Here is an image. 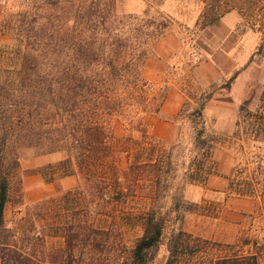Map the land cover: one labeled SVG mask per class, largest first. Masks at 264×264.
<instances>
[{
    "label": "trees",
    "instance_id": "trees-1",
    "mask_svg": "<svg viewBox=\"0 0 264 264\" xmlns=\"http://www.w3.org/2000/svg\"><path fill=\"white\" fill-rule=\"evenodd\" d=\"M118 1L0 0V35L10 38L0 46V264H104L100 254L109 244L112 208H119L125 227L141 233L125 249L128 264H151L168 219L177 228L169 233L164 264H260L264 253L258 238L211 245L181 228L184 215L196 207L172 189L174 172H182L184 183L202 185L216 173L213 152L218 141L207 130L203 103L177 114L188 120L191 130L180 165L174 166L171 153L141 124L138 139L113 134L114 120L161 111L166 95L145 80L144 68L172 24L160 13L157 18L119 15ZM198 1L204 4L201 19L206 26L239 13L243 25L261 36L253 57L264 59V0ZM250 104L246 101L238 109L234 137L260 141L264 90L257 108L249 109ZM25 154L61 155L39 171L49 183L78 180L36 215H54L56 222L66 219L62 236L49 232L41 241L63 238L66 250L61 253L39 251L37 238L6 226L10 187ZM256 170L258 174L260 167ZM244 173V168H234L228 187L240 197H260L264 204L263 180Z\"/></svg>",
    "mask_w": 264,
    "mask_h": 264
},
{
    "label": "rangeland",
    "instance_id": "rangeland-1",
    "mask_svg": "<svg viewBox=\"0 0 264 264\" xmlns=\"http://www.w3.org/2000/svg\"><path fill=\"white\" fill-rule=\"evenodd\" d=\"M116 9L119 15L151 18H157L156 13H160L172 24L163 39L154 45L144 68L145 80L166 95L161 111L157 115L114 120L111 123L113 134L118 138L138 139L141 134L137 130L141 124L151 139L162 143L171 153L174 166L180 165L190 147L191 130L188 120L177 118V114L180 109H192L197 102L203 103L207 130L218 141L213 152L216 173L202 185L184 183L179 177L182 172H174V180L169 181L172 189L180 191L184 199L196 207L184 215L181 228L211 245L236 244L244 236L258 238L264 253L262 199L240 197L228 187V178L234 168H244V177L251 178L255 174L264 183V138L253 141L242 134L234 137L239 107L248 101L251 103L249 109H256L264 90V59L253 57L260 34L245 27L235 11L212 25H204L201 19L204 4L198 0H119ZM9 43L7 35H0V46ZM129 120H133L132 123ZM59 160V154L23 155L20 173L11 184L5 209L6 226L18 229L29 239L37 238L39 251L51 248L61 253L66 250L65 241L60 237L48 239L47 244L41 242L43 235L49 232L62 236L66 219L56 222L54 215L47 218L39 213L40 216H36L39 209L46 207L45 203L58 199L78 183L73 177L49 183L40 175V169ZM109 215V244L100 259L104 264H128L125 249L141 233L124 226L119 208H112ZM173 228H177V224L168 219L151 264H164L166 243ZM186 263L194 264L193 261ZM260 264H264L263 259Z\"/></svg>",
    "mask_w": 264,
    "mask_h": 264
}]
</instances>
